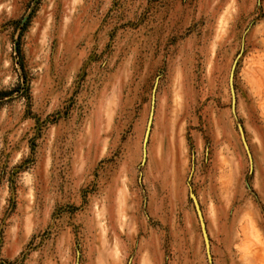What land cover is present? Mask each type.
Instances as JSON below:
<instances>
[{
  "label": "rangeland",
  "instance_id": "1",
  "mask_svg": "<svg viewBox=\"0 0 264 264\" xmlns=\"http://www.w3.org/2000/svg\"><path fill=\"white\" fill-rule=\"evenodd\" d=\"M0 264H264V0H0Z\"/></svg>",
  "mask_w": 264,
  "mask_h": 264
},
{
  "label": "water",
  "instance_id": "2",
  "mask_svg": "<svg viewBox=\"0 0 264 264\" xmlns=\"http://www.w3.org/2000/svg\"><path fill=\"white\" fill-rule=\"evenodd\" d=\"M233 73H234V67L232 68L231 73H230V77H229V87H230L232 102L234 103L235 96H234V89H233ZM153 112H154V93L152 95L149 117H148L146 130H145V134H144V138H143V148H142L143 160L146 156V145H147V141H148V137H149V133H150V129H151ZM191 200L193 202L194 209L196 212V216H197V219L199 222L200 231H201L202 239L204 242L206 256H207V259L210 260L209 241H208V237H207V233H206V229H205L204 220H203L201 211L199 209V205L197 203V200L192 194H191Z\"/></svg>",
  "mask_w": 264,
  "mask_h": 264
}]
</instances>
